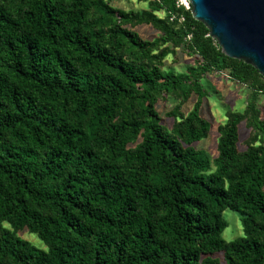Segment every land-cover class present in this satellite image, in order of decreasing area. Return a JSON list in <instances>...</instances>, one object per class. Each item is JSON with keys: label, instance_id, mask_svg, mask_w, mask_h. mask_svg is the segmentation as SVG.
I'll use <instances>...</instances> for the list:
<instances>
[{"label": "trees", "instance_id": "16d2710c", "mask_svg": "<svg viewBox=\"0 0 264 264\" xmlns=\"http://www.w3.org/2000/svg\"><path fill=\"white\" fill-rule=\"evenodd\" d=\"M139 1L0 0V264H219L216 252L264 264V77L179 0ZM178 50L194 62L164 70ZM209 71L247 90L217 126L212 160L193 145L209 133L199 113ZM164 96L177 100L170 128L155 108ZM225 208L240 214L232 240Z\"/></svg>", "mask_w": 264, "mask_h": 264}, {"label": "rangeland", "instance_id": "374dc122", "mask_svg": "<svg viewBox=\"0 0 264 264\" xmlns=\"http://www.w3.org/2000/svg\"><path fill=\"white\" fill-rule=\"evenodd\" d=\"M182 3H186L182 0ZM111 4L122 9L139 10L146 6L144 1L139 0H111ZM187 6V5H186ZM142 36L151 39L157 32L147 25H138L134 27ZM194 62V56H190L184 51L178 50L175 55H168L162 66L164 70L172 68L175 72H183L187 65ZM171 67H170V66ZM200 83L204 89L205 96L201 99L199 113L209 123V133L207 136L200 138L193 145L202 150L211 160L217 154V142L219 134L217 126L225 121V112L228 110H241L245 106L247 100V90L231 80H229L225 73L209 71L200 78ZM197 101V94L191 93L190 96L182 103L180 110L186 114L188 113L195 102ZM177 100L174 96H164L158 99L155 103V108L159 114L160 123L165 128H170L174 118L165 113L166 110L175 106ZM258 107L261 111L260 118L264 119V93H261L258 98ZM249 130L246 128L244 122L238 125L239 147H243L242 140L248 135ZM215 169L213 162L210 163L209 171ZM222 216L227 221V226L221 232L225 240H232L238 236L243 235L240 214L231 208H225ZM8 226L7 222H4ZM18 235L28 240L32 245L40 249H46L44 242L33 232L26 228L18 231ZM218 258L219 264H226V259L222 252L214 253Z\"/></svg>", "mask_w": 264, "mask_h": 264}, {"label": "water", "instance_id": "95a60500", "mask_svg": "<svg viewBox=\"0 0 264 264\" xmlns=\"http://www.w3.org/2000/svg\"><path fill=\"white\" fill-rule=\"evenodd\" d=\"M221 51L264 77V0H186Z\"/></svg>", "mask_w": 264, "mask_h": 264}, {"label": "built area", "instance_id": "2783aa9c", "mask_svg": "<svg viewBox=\"0 0 264 264\" xmlns=\"http://www.w3.org/2000/svg\"><path fill=\"white\" fill-rule=\"evenodd\" d=\"M185 2V1H184ZM179 3H182V0H179ZM186 3V2H185ZM186 5H187V3H186Z\"/></svg>", "mask_w": 264, "mask_h": 264}, {"label": "bare ground", "instance_id": "6f19581e", "mask_svg": "<svg viewBox=\"0 0 264 264\" xmlns=\"http://www.w3.org/2000/svg\"><path fill=\"white\" fill-rule=\"evenodd\" d=\"M183 1H185V2H186V0H183Z\"/></svg>", "mask_w": 264, "mask_h": 264}]
</instances>
